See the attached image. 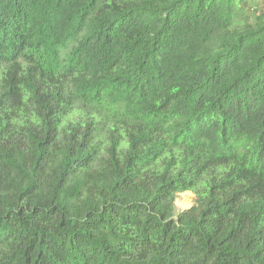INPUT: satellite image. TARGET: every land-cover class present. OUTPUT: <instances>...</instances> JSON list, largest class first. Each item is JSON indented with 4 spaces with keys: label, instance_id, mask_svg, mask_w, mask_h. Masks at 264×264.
Masks as SVG:
<instances>
[{
    "label": "trees",
    "instance_id": "16d2710c",
    "mask_svg": "<svg viewBox=\"0 0 264 264\" xmlns=\"http://www.w3.org/2000/svg\"><path fill=\"white\" fill-rule=\"evenodd\" d=\"M250 1L0 0V264H264Z\"/></svg>",
    "mask_w": 264,
    "mask_h": 264
},
{
    "label": "rangeland",
    "instance_id": "374dc122",
    "mask_svg": "<svg viewBox=\"0 0 264 264\" xmlns=\"http://www.w3.org/2000/svg\"><path fill=\"white\" fill-rule=\"evenodd\" d=\"M248 11L250 14L264 13V0H251L248 3ZM195 195L192 192H185L178 195L176 199L177 212L191 208L194 205Z\"/></svg>",
    "mask_w": 264,
    "mask_h": 264
}]
</instances>
